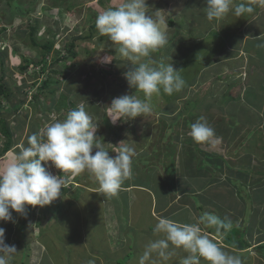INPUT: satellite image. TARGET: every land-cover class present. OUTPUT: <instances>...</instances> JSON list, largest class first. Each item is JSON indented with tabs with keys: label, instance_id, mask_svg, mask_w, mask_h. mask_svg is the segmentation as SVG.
Listing matches in <instances>:
<instances>
[{
	"label": "rangeland",
	"instance_id": "rangeland-1",
	"mask_svg": "<svg viewBox=\"0 0 264 264\" xmlns=\"http://www.w3.org/2000/svg\"><path fill=\"white\" fill-rule=\"evenodd\" d=\"M245 1L248 2L235 0L237 4ZM147 2L153 10L164 11L169 38L164 48L152 53V59L171 62L179 70L185 87L171 96L163 91L154 95L150 116L113 125L107 105L114 97L132 94L143 99V93L130 88L124 78L130 63L111 48L114 46L98 33L95 25L97 15L117 6L119 0H0V28L6 27L0 33V76L10 91L5 105L20 104L7 114L12 144L0 154V164H6L26 144V137L51 122L52 115L63 119L69 105L76 107L85 102L98 124L97 141L103 142L110 155L114 156L111 151L127 139L138 152L133 178L123 184L147 185L148 190L127 187L129 190L123 193L131 202V221L127 223L130 228L125 233V250L130 252V259L125 260L124 255L107 250L101 243L104 234L100 214L106 208L112 210L114 204L112 199L97 201L92 194H101L94 187L99 184L86 171L76 177L66 176L70 186L62 189V197L53 201L52 207L28 205L26 216L14 214L11 227L8 222H0V227L5 228V242L15 245L17 250L11 264H102L105 256L115 257L118 264H137L143 246L162 238V234L152 236L147 231L153 230L156 218L165 217L169 210H160L161 203L177 195L192 196L196 213L192 220L207 213L230 220L232 227H239L236 237L243 236L250 245L242 251L232 249L222 243L225 231L202 225L210 239L239 255L242 264H264V251L257 247L264 242V59L257 60L254 66L249 61L253 52L241 47L245 35L248 36L244 31L262 28L259 24L264 22V10L257 23L243 26L238 33L234 25L228 27L232 19H223L226 29H234L236 39L241 40L226 43L228 31L219 21L206 19L202 0ZM30 25L37 27V41L52 38L54 49L62 54L67 53L65 47L71 40L79 38L73 48L76 58L66 56L54 65L52 50L43 71L38 48L30 45L26 33ZM21 54L37 64L20 70ZM103 59L111 62L105 63ZM46 77L59 82L45 87L35 98L38 87L32 84ZM201 116L215 130V138L208 143L194 142L189 134L190 125ZM4 140L0 136V149ZM50 170L59 174L58 169ZM172 202L176 206L180 203ZM185 212L174 209L172 218L185 220ZM188 215L189 212L187 220ZM22 217L27 218V224L24 236L20 237L18 225ZM39 218L43 233L38 238ZM135 239L137 248L133 251ZM181 250L174 253L179 255ZM201 263L207 264L203 259Z\"/></svg>",
	"mask_w": 264,
	"mask_h": 264
},
{
	"label": "clouds",
	"instance_id": "clouds-1",
	"mask_svg": "<svg viewBox=\"0 0 264 264\" xmlns=\"http://www.w3.org/2000/svg\"><path fill=\"white\" fill-rule=\"evenodd\" d=\"M205 16L209 22L220 21L230 13L241 17L253 11V4L264 8V0H204ZM96 29L114 47L131 68L123 75L130 88L143 93V99L124 94L114 97L107 105L113 125L153 113L151 103L161 91L171 96L185 87L179 70L171 62L152 59V53L164 48L169 38L164 11L153 10L147 0H119L115 7L100 12ZM103 62H111L104 60ZM38 132L26 137V144L14 152L6 164H0V222H15L13 212L26 216L27 206H46L61 198L68 188V174L72 177L84 172L92 174L101 192L116 196L126 180L133 178V162L138 152L133 143L122 140L115 155L97 141L98 124L87 111L85 102L70 109L63 117L52 115ZM194 142L208 143L215 138V130L207 119L199 117L190 125ZM111 144V143H110ZM113 145V144H112ZM59 170L54 174L50 169ZM179 199V196L177 197ZM202 225L219 231L232 228L230 220L214 214H204L194 223H180L168 217L158 218L153 232L162 238L149 241L137 264H167L176 249L187 253L179 264H242L239 255L221 247L209 238ZM5 228L0 227V264H11L17 252L15 245L5 242Z\"/></svg>",
	"mask_w": 264,
	"mask_h": 264
},
{
	"label": "crops",
	"instance_id": "crops-1",
	"mask_svg": "<svg viewBox=\"0 0 264 264\" xmlns=\"http://www.w3.org/2000/svg\"><path fill=\"white\" fill-rule=\"evenodd\" d=\"M203 3L204 0H202ZM247 2V1H245ZM197 6H200L199 2H196ZM253 7V11L251 13H245L243 16H241L240 18L231 14V15H227L224 19L229 18L232 19L229 22L228 27L233 28L236 27L237 28V33L238 31L244 27L250 26V24H254V22L257 23V18L259 17V13L262 12L264 10V8L262 7H255L254 5H252ZM201 17H202V13H201ZM219 24L221 25V27H225L224 24V20H220ZM259 24V23H258ZM232 25H234L232 27ZM259 25H262V28L260 30H256L255 27L244 31L245 33H247L248 36L245 35V40H244V44L241 46L244 49L253 52V54H251L249 56L250 58V62L253 63V65L255 66L257 64V60H261L264 59V47H262L264 45V22H260ZM211 26H213V24H211ZM227 30V29H226ZM228 31V30H227ZM235 30L232 29L231 31L229 30L226 34L227 36V40L226 43L231 42V43H236V41H241L239 39H236L235 37ZM232 39H234V41H232ZM224 43V44H226ZM226 46V45H224ZM224 47L222 46L220 49H223ZM247 56V55H246ZM247 58V57H246ZM248 61V60H247ZM249 62V63H250ZM244 68V66H242ZM246 68V67H245ZM244 68V69H245ZM261 69H264V61H262L261 64ZM240 72H241V68H240ZM205 82V81H204ZM220 83V82H218ZM217 83H214V85ZM213 85V86H214ZM220 86V85H218ZM130 182V181H129ZM94 186V185H93ZM93 186H89L91 188H89L90 190H93ZM147 185H140V184H136V183H126L123 184L121 189L119 190L118 194L114 197L112 196H108L107 194L100 192L102 195L101 197L103 198V200L105 201V199H112L110 202L112 204H114V206H112V210L111 208L105 209V213L104 214H100L101 215V219H102V228L101 231L104 234L103 237V241H101L102 244H104V246L106 247L107 250H111L113 252H119V256H123L124 255V259L128 260L130 259V252L128 250H125L126 247V243H127V239L125 236V233L127 231L128 227L127 223L129 222L130 218H131V210H130V199L128 198V196L123 195L124 191L129 190L130 189H140V190H144V191H148L146 189ZM96 188H99L98 186H94ZM128 187V188H127ZM127 188V189H126ZM149 193V192H148ZM179 196V199H177V197ZM184 198H188V200L191 201L188 202V200H185ZM153 200V202L156 201V198H151ZM192 196L189 195H185L182 198V195H177L176 197H173L172 200H163L164 202L161 203V208L160 210H164V209H169L167 211V213H165V217H168L170 219L172 218V214H173V210H186L185 212V220L183 219V217H179L177 220L173 219L177 222L180 223H194L196 222V220H192V218L196 215V213L194 212V210L192 209V207H194V205H192L193 200H192ZM178 202V200L180 201L179 205L176 206L173 204L172 201ZM158 202V201H157ZM172 207V208H170ZM197 208V207H196ZM189 212V220H187V213ZM104 217V218H103ZM154 217V216H151ZM156 220H158L156 218ZM131 221V220H130ZM125 223V225H124ZM152 228H149V235L155 236V233L153 232V230H151ZM138 231H140L139 229H137ZM102 234V236H103ZM264 243V242H261ZM145 247V246H143ZM136 239L134 240V247H133V251H136ZM182 253H180L179 255H177L176 253H174V255L170 258V260L167 262V264H179V261L181 260L182 257L186 256L187 253H183V250H181ZM242 251V250H240ZM104 262L101 261L99 259V261L102 262V264H118L116 261L115 257H106L105 256ZM108 260H111L110 262H108ZM98 261V260H97ZM136 264V263H133ZM202 264V263H201Z\"/></svg>",
	"mask_w": 264,
	"mask_h": 264
},
{
	"label": "trees",
	"instance_id": "trees-1",
	"mask_svg": "<svg viewBox=\"0 0 264 264\" xmlns=\"http://www.w3.org/2000/svg\"><path fill=\"white\" fill-rule=\"evenodd\" d=\"M201 13H202V11H201ZM35 23L38 24V21H36ZM5 29H6V27L0 28V33L2 31H4ZM36 31H37L36 26H33V25L27 26V32L26 33L28 35L30 45L32 47L38 48L37 53L41 55L40 61L42 62V65H41L42 68L41 69L43 71L46 69L47 61H48L47 57L52 50H53V54H52L53 58H52L51 64L53 63L55 65L58 61H61V59H63L66 56L67 57L69 56L71 59L76 58L77 53L74 52L73 48L75 46L74 45L75 40H77L79 38H75V39L71 40L67 44V47H65L67 53L65 52L64 54H62L59 49H56V48L54 49L52 38L47 39L44 42L37 41L36 36H35ZM21 57H22V62H21V64H19L20 70H26V69L30 68V64H33V65L37 64V62H34V61L28 59L23 54H21ZM53 70H55V69H53ZM57 82H59L58 79L52 80L50 77H46V78H43L42 80H40L39 82H35L34 84H32L33 86L38 87L37 94L34 95L35 98L37 96H39L42 89H44L47 86L52 85L53 83L56 84ZM49 91H50V93H54V89H50ZM25 94H26V92H23V95H25ZM9 95H10L9 87L6 86L3 78L0 76V136L4 137V139H5L3 142V146L0 149V154L7 152L10 149L11 144H12V132L8 126L7 114L11 112V109L13 111V110H16L20 106V104H14V105H10L9 107H7L5 105L6 104L5 99H7L9 97ZM57 108H58V106H57ZM72 108H75L74 105L73 104L69 105V108L63 113V117ZM246 152L250 153V151H248V150ZM216 165H218V164H216ZM241 188H243V187L240 186L239 189L241 190ZM76 189H79V188H76ZM92 195L97 197V201H101V199H102L101 195L102 194L93 193ZM49 206L52 207V204H49ZM197 207H200V205H198ZM14 214H15V212H13V217H14ZM36 222L40 228V233L38 235V238H39V236L43 233V228H41L40 218ZM8 224L11 227L14 224V222L10 221V222H8ZM26 224H27V218L22 217L21 222L18 225V228H19L18 232H19L20 237L24 236V229L26 227ZM208 229L213 230L211 227ZM226 232L227 231H225V236L222 239L223 244H225V245L229 246L230 248L235 249L237 251L244 250L245 248L249 247L250 244L243 238V236L240 235V237H236V235L239 236V227H232L230 230H228L227 233ZM241 234H242V232H241ZM257 247L260 250L264 251V243L258 244Z\"/></svg>",
	"mask_w": 264,
	"mask_h": 264
},
{
	"label": "bare ground",
	"instance_id": "bare-ground-1",
	"mask_svg": "<svg viewBox=\"0 0 264 264\" xmlns=\"http://www.w3.org/2000/svg\"><path fill=\"white\" fill-rule=\"evenodd\" d=\"M259 244H261V243H259ZM258 245V244H257Z\"/></svg>",
	"mask_w": 264,
	"mask_h": 264
}]
</instances>
